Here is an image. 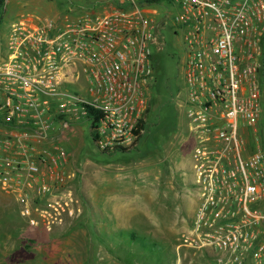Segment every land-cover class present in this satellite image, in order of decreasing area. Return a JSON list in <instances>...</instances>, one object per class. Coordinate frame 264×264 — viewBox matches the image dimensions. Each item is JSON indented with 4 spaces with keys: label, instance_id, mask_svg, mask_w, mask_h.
<instances>
[{
    "label": "built area",
    "instance_id": "1",
    "mask_svg": "<svg viewBox=\"0 0 264 264\" xmlns=\"http://www.w3.org/2000/svg\"><path fill=\"white\" fill-rule=\"evenodd\" d=\"M82 8L61 20L20 16L0 48V190L18 216L50 231L81 212L62 145L70 125L85 122L100 152L137 145L167 27L180 43L177 105L196 199L178 246L198 264H264V0Z\"/></svg>",
    "mask_w": 264,
    "mask_h": 264
},
{
    "label": "rangeland",
    "instance_id": "2",
    "mask_svg": "<svg viewBox=\"0 0 264 264\" xmlns=\"http://www.w3.org/2000/svg\"><path fill=\"white\" fill-rule=\"evenodd\" d=\"M114 1L90 0L92 8L86 10L83 1L5 0L0 48L8 25L20 16L61 20L74 16L81 6L86 12H100ZM161 15L157 9L155 20ZM159 33L163 47L156 52V73L147 85L149 107L137 145L127 151L102 153L95 148L85 122L70 125L71 143L62 145L68 153L66 169L74 172L69 185L81 203V212L50 231L30 228L18 216L15 201L6 196L9 211L0 214V264L199 263L195 252L178 246L194 206L186 184L191 180L186 121L177 105L180 43L167 27ZM102 173L105 183L109 174L119 173L120 183L134 185L131 195L140 212L127 216L126 223L102 211Z\"/></svg>",
    "mask_w": 264,
    "mask_h": 264
},
{
    "label": "crops",
    "instance_id": "3",
    "mask_svg": "<svg viewBox=\"0 0 264 264\" xmlns=\"http://www.w3.org/2000/svg\"><path fill=\"white\" fill-rule=\"evenodd\" d=\"M186 138L189 140L187 135H186ZM62 143L63 144L71 143L68 135L66 136V138L63 140ZM187 158H188V155H187ZM188 161H189V158H188ZM189 168H190V165H189ZM118 174L119 173L109 174L108 179H107L108 181L107 183H105V178L103 177L104 174L102 173L101 181H103L102 188L104 189H102L101 191V195H102L101 205H102V211L107 216L122 217V220L124 219V222L126 223L127 216L138 215L140 211L134 207L135 206L134 205L135 196L133 194L131 195L134 189L133 183L132 182L127 183L126 181H124L123 183H120V180H118L120 179ZM190 182L191 180H188L186 184L189 185ZM6 196H9V195L3 193L0 190V214L9 211L7 210V206L4 204L5 200H8ZM193 203H194V206H193V210H194V207L196 204L195 198H194ZM192 215H193V211H192ZM119 220L121 221V219Z\"/></svg>",
    "mask_w": 264,
    "mask_h": 264
},
{
    "label": "trees",
    "instance_id": "4",
    "mask_svg": "<svg viewBox=\"0 0 264 264\" xmlns=\"http://www.w3.org/2000/svg\"><path fill=\"white\" fill-rule=\"evenodd\" d=\"M4 2H5V0H0V21H1V18H2V10H3ZM155 57H156V52H154L152 54V70H153L152 76L156 73L157 57L156 58ZM261 90L264 92V86H262V85H261ZM148 107H149V100H148V106L146 108L145 114L148 112ZM139 126L142 127L143 129H145V121L144 120H140ZM102 153H104V152H102ZM133 235H134V233L133 234L132 233L130 234L131 237H133Z\"/></svg>",
    "mask_w": 264,
    "mask_h": 264
}]
</instances>
